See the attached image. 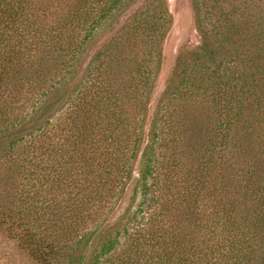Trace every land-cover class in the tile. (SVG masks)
I'll return each instance as SVG.
<instances>
[{
  "label": "trees",
  "instance_id": "16d2710c",
  "mask_svg": "<svg viewBox=\"0 0 264 264\" xmlns=\"http://www.w3.org/2000/svg\"><path fill=\"white\" fill-rule=\"evenodd\" d=\"M127 2L0 0V234L36 264H264V0H193L161 93L152 0L73 86Z\"/></svg>",
  "mask_w": 264,
  "mask_h": 264
},
{
  "label": "rangeland",
  "instance_id": "374dc122",
  "mask_svg": "<svg viewBox=\"0 0 264 264\" xmlns=\"http://www.w3.org/2000/svg\"><path fill=\"white\" fill-rule=\"evenodd\" d=\"M113 17L100 27L95 38L87 46L81 65L78 68L77 77L73 86L81 81L85 68L92 55L112 38L122 36L132 24L135 16L146 8L152 0H130ZM171 15L172 26L163 41V54L165 56L162 74L157 82V92H163L166 84V77L174 59L179 53L186 49H193L201 43V35L198 32L197 20L193 9V0H167ZM157 4V2L155 3ZM125 40V38H123ZM126 43V41H124ZM127 46V44H126ZM135 209V207H134ZM120 211L119 213H122ZM0 264H36L30 254L21 248L18 242L0 234Z\"/></svg>",
  "mask_w": 264,
  "mask_h": 264
}]
</instances>
